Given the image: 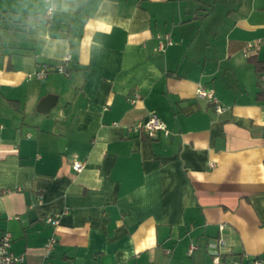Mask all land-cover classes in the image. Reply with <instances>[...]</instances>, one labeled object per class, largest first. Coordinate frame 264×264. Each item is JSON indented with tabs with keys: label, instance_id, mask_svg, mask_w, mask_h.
I'll return each mask as SVG.
<instances>
[{
	"label": "crops",
	"instance_id": "crops-1",
	"mask_svg": "<svg viewBox=\"0 0 264 264\" xmlns=\"http://www.w3.org/2000/svg\"><path fill=\"white\" fill-rule=\"evenodd\" d=\"M54 1L46 25L42 0H0V233L19 264L264 260V0ZM151 114L168 137L131 130Z\"/></svg>",
	"mask_w": 264,
	"mask_h": 264
},
{
	"label": "built area",
	"instance_id": "built-area-1",
	"mask_svg": "<svg viewBox=\"0 0 264 264\" xmlns=\"http://www.w3.org/2000/svg\"><path fill=\"white\" fill-rule=\"evenodd\" d=\"M45 3V10H44V22L48 25L52 19V16L57 9V5L54 0H42ZM156 39L158 41V51H164V49L168 46L173 45V40L171 39L169 34H157ZM253 47V45H248L246 50ZM245 50V51H246ZM70 55H66L62 59V64L56 65L51 69L47 65H41L35 71L27 76L28 79H34L37 81H44L48 74L51 71L56 73L65 74L64 65L65 63L70 61ZM195 95L199 99L207 100L213 107V110L217 114H221L226 111L227 107L220 104L216 99L215 92L212 88H208L204 85H200L195 90ZM140 98L138 93H133L132 97L130 98L131 103H135ZM132 131L135 132H142L144 133L147 138L149 139H157L159 135L163 137H168L169 133L166 130L165 126L162 124L160 119L155 115L151 114L147 117V119L143 121H138L131 127ZM84 167V163L80 161H75L72 164V169L75 172H80ZM47 223L51 225H57L58 221L56 219H47ZM55 243V239L52 238L46 245V251L51 250L53 244ZM195 249V246L192 244L189 248L188 253H192ZM23 261L22 256H16L11 251V235L7 232L0 233V264H19ZM212 264H221L220 258L218 255H213L212 257ZM231 264H239L238 262H233ZM252 264H264V260H259L257 258L252 260Z\"/></svg>",
	"mask_w": 264,
	"mask_h": 264
},
{
	"label": "water",
	"instance_id": "water-1",
	"mask_svg": "<svg viewBox=\"0 0 264 264\" xmlns=\"http://www.w3.org/2000/svg\"><path fill=\"white\" fill-rule=\"evenodd\" d=\"M57 97L55 95H47L42 98L36 109V113H40L46 115L50 112V110L56 105ZM64 140L59 139V144H63Z\"/></svg>",
	"mask_w": 264,
	"mask_h": 264
},
{
	"label": "trees",
	"instance_id": "trees-1",
	"mask_svg": "<svg viewBox=\"0 0 264 264\" xmlns=\"http://www.w3.org/2000/svg\"><path fill=\"white\" fill-rule=\"evenodd\" d=\"M250 62L254 65V68L258 74L264 73V62L257 61L255 59H250ZM257 100L264 102V88H262L258 93H257Z\"/></svg>",
	"mask_w": 264,
	"mask_h": 264
}]
</instances>
